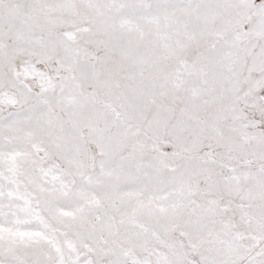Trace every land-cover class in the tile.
I'll return each instance as SVG.
<instances>
[{"label":"snow or ice","instance_id":"snow-or-ice-1","mask_svg":"<svg viewBox=\"0 0 264 264\" xmlns=\"http://www.w3.org/2000/svg\"><path fill=\"white\" fill-rule=\"evenodd\" d=\"M0 264H264V0H0Z\"/></svg>","mask_w":264,"mask_h":264}]
</instances>
